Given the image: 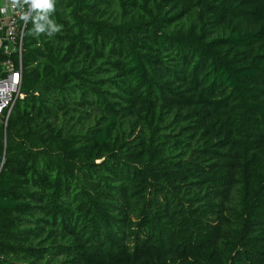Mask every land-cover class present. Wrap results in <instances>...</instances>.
Wrapping results in <instances>:
<instances>
[{
	"label": "trees",
	"instance_id": "1",
	"mask_svg": "<svg viewBox=\"0 0 264 264\" xmlns=\"http://www.w3.org/2000/svg\"><path fill=\"white\" fill-rule=\"evenodd\" d=\"M52 18L0 126V264H264V0Z\"/></svg>",
	"mask_w": 264,
	"mask_h": 264
},
{
	"label": "built area",
	"instance_id": "2",
	"mask_svg": "<svg viewBox=\"0 0 264 264\" xmlns=\"http://www.w3.org/2000/svg\"><path fill=\"white\" fill-rule=\"evenodd\" d=\"M2 1L3 7L7 9L6 12L0 15V126L4 131L14 101L17 97L22 96L19 89L20 47L24 22L19 21V13L12 9L10 0ZM11 51L17 53L16 64L10 57Z\"/></svg>",
	"mask_w": 264,
	"mask_h": 264
},
{
	"label": "clouds",
	"instance_id": "3",
	"mask_svg": "<svg viewBox=\"0 0 264 264\" xmlns=\"http://www.w3.org/2000/svg\"><path fill=\"white\" fill-rule=\"evenodd\" d=\"M11 7L18 11L19 18L25 24H32L28 35L39 38L41 35L54 36L62 29L53 15L56 11V0H10ZM6 7H0V13L6 12Z\"/></svg>",
	"mask_w": 264,
	"mask_h": 264
},
{
	"label": "crops",
	"instance_id": "4",
	"mask_svg": "<svg viewBox=\"0 0 264 264\" xmlns=\"http://www.w3.org/2000/svg\"><path fill=\"white\" fill-rule=\"evenodd\" d=\"M0 7H3V1L2 0H0ZM0 15H1V13H0Z\"/></svg>",
	"mask_w": 264,
	"mask_h": 264
},
{
	"label": "water",
	"instance_id": "5",
	"mask_svg": "<svg viewBox=\"0 0 264 264\" xmlns=\"http://www.w3.org/2000/svg\"><path fill=\"white\" fill-rule=\"evenodd\" d=\"M2 157H3V156H2V155H0V163H1V161H2Z\"/></svg>",
	"mask_w": 264,
	"mask_h": 264
}]
</instances>
